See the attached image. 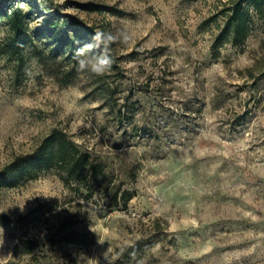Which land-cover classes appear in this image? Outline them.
Wrapping results in <instances>:
<instances>
[{"label": "rangeland", "instance_id": "rangeland-1", "mask_svg": "<svg viewBox=\"0 0 264 264\" xmlns=\"http://www.w3.org/2000/svg\"><path fill=\"white\" fill-rule=\"evenodd\" d=\"M233 2L6 1L26 19L0 15V169L57 129L104 176L0 188V264H264V0L241 45ZM97 30L132 37L102 76L73 59Z\"/></svg>", "mask_w": 264, "mask_h": 264}, {"label": "trees", "instance_id": "trees-1", "mask_svg": "<svg viewBox=\"0 0 264 264\" xmlns=\"http://www.w3.org/2000/svg\"><path fill=\"white\" fill-rule=\"evenodd\" d=\"M6 1L0 0V15L9 18L14 33L21 35L25 31L26 14L19 8L7 11ZM260 2L261 0H234L222 33L226 34L227 40L233 45H241L249 33V22L243 6L252 4L257 8ZM85 29L83 26L76 27L75 32ZM60 38L61 44L68 41H64V37ZM48 168L56 169L68 182L72 181L86 191L92 190L95 184L100 185V179L104 176L101 165L96 163L87 151L80 150L64 132L54 129L32 152L15 157L0 169V188L12 186L19 180L33 177L41 169ZM131 197L132 194L128 190H118L114 194V205L126 206ZM58 229L63 233L69 231L71 225L68 219L64 220Z\"/></svg>", "mask_w": 264, "mask_h": 264}, {"label": "clouds", "instance_id": "clouds-1", "mask_svg": "<svg viewBox=\"0 0 264 264\" xmlns=\"http://www.w3.org/2000/svg\"><path fill=\"white\" fill-rule=\"evenodd\" d=\"M131 39V35L126 30H117L116 32L97 30L92 36L93 44L84 45L73 53L78 71H89L97 76L104 75L111 69L114 62L110 54L112 45L127 46ZM94 47L101 48V51L95 53ZM21 210L23 211V209Z\"/></svg>", "mask_w": 264, "mask_h": 264}]
</instances>
